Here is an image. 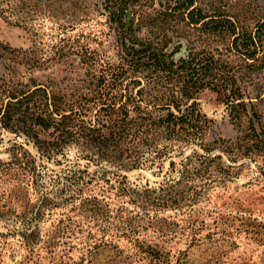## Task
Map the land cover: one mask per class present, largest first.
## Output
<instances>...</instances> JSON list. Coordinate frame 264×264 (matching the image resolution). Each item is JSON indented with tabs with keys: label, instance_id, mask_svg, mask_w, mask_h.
<instances>
[{
	"label": "trees",
	"instance_id": "16d2710c",
	"mask_svg": "<svg viewBox=\"0 0 264 264\" xmlns=\"http://www.w3.org/2000/svg\"><path fill=\"white\" fill-rule=\"evenodd\" d=\"M102 1L106 23L113 30L119 48L117 62L104 66L93 57L81 58L80 66L88 71L79 86L82 91L77 90L66 97L44 85L20 101L11 94L7 97L9 100L0 105V122L3 127H9L18 120V107L26 101L25 107L31 109L28 105L34 102L38 112L34 111L32 117L25 118L31 122L29 133L34 135L33 129L37 125L43 130L53 128L57 134L51 142L36 140L41 157L50 159L61 154L65 145L73 144L77 157L88 160L99 169L125 172L144 169L158 177L166 160L168 168L154 187L147 183L141 192L131 190L129 199L132 197L130 201L136 209L134 211L122 206L111 210L108 203L94 196L82 198L79 196L82 186L76 188L78 193L63 198L61 179L52 181L49 192L38 191L36 202L31 203L30 185L35 184V189L42 187L38 185V179L43 178L47 169L37 165L32 155L24 150L23 156L11 160L5 170H10L15 164L16 170L19 169L25 178L21 187L24 191L21 203L24 204H19L23 207L24 217L18 222H3L4 226L18 225L13 232L20 238L19 247L26 252L19 264H39L44 256L51 264H63L67 254L73 250H77L81 254L80 261L87 264L92 262L93 254L109 251L114 252L122 264L145 260L148 264H172L169 251L158 243L150 244L140 238L141 232L148 230L158 238H164V243L165 239L177 236L190 242L185 250L178 251L182 258H177L174 264L185 263L188 250L203 239H197V236L204 230L207 231L204 239L213 241L217 236L228 237L224 241L227 246H235L229 239L232 235L229 226L217 227L218 223L223 224L234 217L195 208L208 199L207 192L212 184H224L237 172L220 156H212L215 144L203 143L211 121L201 112L195 95L204 88L217 85L224 90L229 89L227 101L232 118H239V113L246 114L248 118L245 104L238 101L241 97L236 81L222 73L226 68L222 58H215L211 51L202 49L173 59L167 47L173 36L185 38L188 30H193L205 41L219 37L226 39L229 50L244 57L248 67L257 69L259 58L256 55L261 48L258 32L262 26L255 32L240 28L231 16L224 19L219 14L209 15L200 7H193V0H176L172 5H164V11L155 10L154 16L149 14L145 17L141 15V0ZM6 2L14 5L13 10H78L74 0H0V10H4L1 6ZM81 2L86 10H90L89 3ZM147 23L164 24L162 42L154 43L138 37L140 27ZM180 23H184L183 28L179 27ZM168 33L173 36L169 37ZM5 51L11 52L0 44V52ZM1 93L7 91L4 89ZM248 123V133L239 148V155L248 159L260 157L264 164V132L256 133L252 122L249 120ZM189 145L197 146L200 152L193 149L186 154L182 148ZM233 159L228 161L234 163ZM68 172L74 179L71 186L77 185L74 182L78 179L77 174L106 178L104 174L90 173L87 169ZM114 176L127 179L126 176ZM82 184L87 185L88 182L83 180ZM14 188L12 186L11 190ZM116 189L124 196L129 192L124 186ZM9 197L19 202L17 194L10 192ZM63 201H71L70 212L88 220L87 227L84 229L80 221L66 216L42 234L38 230V222L46 211L51 212ZM168 211L180 219L175 221L171 216H161ZM28 215L31 218L27 219ZM213 215L216 217L212 218ZM202 216L211 217L215 228H209ZM236 232L239 233L240 228ZM120 239L130 245L126 251L119 247L117 242ZM57 255H60L58 263L54 260ZM83 262L81 264H85Z\"/></svg>",
	"mask_w": 264,
	"mask_h": 264
},
{
	"label": "rangeland",
	"instance_id": "374dc122",
	"mask_svg": "<svg viewBox=\"0 0 264 264\" xmlns=\"http://www.w3.org/2000/svg\"><path fill=\"white\" fill-rule=\"evenodd\" d=\"M74 1L78 10H13V4L7 2L2 4L1 8L4 10H0V44L11 52H0V105L6 103L9 100L7 97L11 94L16 95L20 101L29 92L44 85L70 97L77 90L82 91L79 86L88 74V71L80 66L81 58L84 57L86 60L93 57L96 62L104 66L117 62L119 48L113 30L109 29L106 23V11L101 6L103 1L84 0V3H89L90 10L84 8L82 0ZM174 1L176 0H141L143 6L141 15L154 16L155 10L164 11V5H172ZM195 6L209 15L219 14L224 19L231 16L240 28L255 32L259 26L262 27L258 32L261 36V48L256 55V58H259L257 69L248 67L244 57L229 50L226 39L219 37L205 41L204 37L200 38L199 33L193 30H188L185 38H176L168 33L169 37L173 36L167 47L168 51L172 52L173 59L182 57L187 52L206 49L211 51L215 58H222L221 60L225 61L226 68L222 73L232 76L236 81L238 94L241 97L238 101L245 104L248 115V118L244 113H239V118L230 117L228 110L230 103L227 101L229 89L224 90L217 85V87L204 88L195 95V101L201 112L211 121L204 134L203 143L215 144L212 156H220L223 162L237 170L236 174L229 178L230 181L224 184H212L207 192L208 199L195 208H203L204 212H219L223 217H227L228 214L234 217L223 224L218 223L217 227L220 229L229 226V232H232L229 239L230 242L235 243V246L230 244L227 246L224 241H227L228 237L217 236L213 241L204 239L207 233L204 230L197 236V239H203L188 250L184 264H264V164L260 157L248 159L239 155L241 153L239 148L248 133L249 120L256 133L264 132V0H193V7ZM150 24L140 27L138 37L154 43L162 42L164 24ZM183 26L184 23H180L179 27L183 28ZM4 89L7 91L5 94L1 93ZM25 105L26 101L16 111L17 122L7 128L0 122V233L3 234L0 236V264H19L26 255V252L19 247L20 238L13 232L18 225L10 227L3 224V222H18L24 217L23 207L19 206L24 197V191L21 189L24 185V175L19 169L16 170L15 164H12V170L5 171L9 168L7 166L11 160L23 156L24 150L32 155L37 165H43L47 169L43 178L38 179V185L42 187L35 189V184L30 185L31 203L36 202L38 191L49 192L53 185L52 181L61 179L60 189L64 190L61 193L63 198L65 195L78 193L76 188L82 186L83 191L79 194L82 198L94 196L108 203L111 210L122 206L134 211L136 209L130 201L132 197L129 199L131 190L141 192L147 183L154 187L155 183L162 180L168 168V160H166L158 177L154 176L152 171L144 169L131 172L112 168L99 169L88 160L77 157V149L73 144L65 145L61 154L50 159L41 157L35 145L36 140L51 142L57 134L53 128L43 130L37 125L33 129L36 133L34 135L29 133L31 122L25 121V118L32 117L34 111L38 112V110L34 102L28 105L31 109H27ZM193 149L200 152V149L194 145L182 148L186 154ZM230 158H234L232 161L234 163L228 161ZM173 160L178 159L173 158ZM77 169L104 174L106 178L77 174L78 179L74 181L77 185L71 186L70 183L74 179L68 171ZM115 174L126 176L127 179L117 178ZM83 180L88 184L83 185ZM12 186L15 187L13 190H11ZM121 186L128 188L129 192L125 193V196L120 195L116 189ZM10 192L19 196V202L9 197ZM71 204V201H63L51 212L46 211L44 218L37 224L38 230L44 234L51 225L65 219L66 216L80 221L85 229L88 220L70 212ZM161 216H171L175 221L180 219L170 211ZM29 218L31 217L28 215L27 219ZM201 218L209 228H215L216 225H212L211 217ZM238 228H240L239 233L236 232ZM140 238L150 244L158 243L169 251L172 264L177 258H182L178 251L185 250L190 244L179 236L165 239L164 243V238H158L150 230L141 232ZM117 243L124 251L130 247L124 239H120ZM217 255L221 257L217 258ZM80 257L81 254L73 250L67 254L63 264H81L83 261H80ZM59 258L60 255H57L55 262L58 263ZM119 261L115 258L114 252L109 251L93 254L90 264H122ZM83 263L87 264L85 261ZM39 264L51 263L44 256ZM134 264L148 263L145 260Z\"/></svg>",
	"mask_w": 264,
	"mask_h": 264
}]
</instances>
